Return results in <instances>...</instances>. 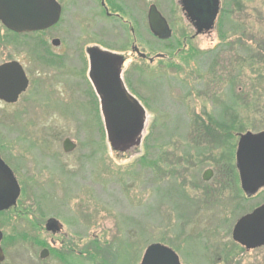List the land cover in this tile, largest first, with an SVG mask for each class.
I'll return each mask as SVG.
<instances>
[{"label": "rangeland", "instance_id": "rangeland-1", "mask_svg": "<svg viewBox=\"0 0 264 264\" xmlns=\"http://www.w3.org/2000/svg\"><path fill=\"white\" fill-rule=\"evenodd\" d=\"M115 3L109 11L124 24L107 19L98 0H86L66 8L61 32L41 41L96 43L125 59L122 83L145 113L140 140L112 148L98 98L55 85L53 71L26 56L32 85L17 104L0 105V151L21 190L4 233L28 237H9L6 264H139L151 244L171 248L180 264H264V246L245 251L231 238L236 221L264 204V187L247 198L235 166L240 135L264 131V58L256 52L264 44V0H219L214 28L201 35L180 0L108 2ZM151 5L167 21L170 40L150 33ZM132 46L164 59L141 60ZM231 118L240 132L214 149L208 132ZM65 139L75 145L69 153ZM207 170L212 175L204 181ZM47 220L62 226L56 240L63 254L40 262L41 247L31 237L49 244ZM85 228L88 239L80 242ZM69 239L70 247L60 245ZM86 243L90 252L82 257Z\"/></svg>", "mask_w": 264, "mask_h": 264}, {"label": "water", "instance_id": "water-1", "mask_svg": "<svg viewBox=\"0 0 264 264\" xmlns=\"http://www.w3.org/2000/svg\"><path fill=\"white\" fill-rule=\"evenodd\" d=\"M180 6L192 23L196 35L211 32L219 11V0H180ZM59 16L60 8L54 0H0V22L7 29L17 33L48 29L58 22ZM147 20L149 31L154 37L162 41L171 38L172 32L166 20L154 5L148 9ZM56 43V40L53 41L54 45ZM96 52L98 55L95 53L90 56V79L100 101V112L108 142L112 148L122 150L140 140L145 113L122 84L120 69L123 58ZM133 52L141 59L146 57L136 47ZM156 58L163 59L164 56L158 55ZM26 87L27 81L22 72L16 73L8 65L0 67V99L14 103ZM62 148L65 153H69L75 149V145L66 139ZM235 161L240 188L247 198H251L264 187V131L240 135ZM211 175V170H207L202 179L208 181ZM19 195L18 182L0 157V211L15 205ZM231 238L246 251L264 246V204L236 221ZM1 239L0 231V242ZM44 257L42 254L41 258ZM3 259L0 248V264ZM140 264H180V261L171 248L151 244L144 251Z\"/></svg>", "mask_w": 264, "mask_h": 264}, {"label": "flooded vegetation", "instance_id": "flooded-vegetation-1", "mask_svg": "<svg viewBox=\"0 0 264 264\" xmlns=\"http://www.w3.org/2000/svg\"><path fill=\"white\" fill-rule=\"evenodd\" d=\"M54 1L58 4L60 8V16H59L58 22L48 29H45L42 31L29 32V33H24V32L17 33V32L7 29L0 22V67L8 65V67L12 71L19 73V74L20 72H22L27 81V87L25 91L19 94L17 100L14 103H9L3 99H0V105H2V107L13 106L17 104L18 102H20L22 100L21 98H23V96L26 95L30 86L32 85V81H31L32 78L29 76L30 68H28L25 65L26 56L30 60H32L35 66L51 69L53 71L51 73L52 74L51 81L55 85L62 84L63 89H65V87L67 86L66 90L69 92H74V91L84 92L85 95L89 97H91L92 95L98 98L97 93L95 92L94 86L90 79V75H91V67H90L91 57L90 56L91 54H95V53H97L96 55H98V52L96 51L109 53V54L111 52H108L106 48H103L102 45L96 44V43L93 45H90L89 43L80 42L79 44L71 45V44H67L61 41L58 38H53L51 39L49 43L50 44V47H49L47 45L48 41H41V37L44 35H47V33L49 32L51 33L61 32L62 26H63L61 22L63 12L67 9H75V5H77V3L82 4L86 0H54ZM109 1L110 0H98V4H99L98 9L99 10L101 9V12L107 19L114 21V24L116 26L117 24L118 25L121 24V22L124 24L126 21H123L121 19L120 14L112 13L109 11L116 7L117 2L113 5V4H108ZM219 12H220V3H219ZM189 23L192 25L190 21ZM128 26L130 28V32H133V29L130 27V25ZM55 40L57 41V43L54 45L53 41ZM134 47L135 46L131 47L132 53H134L133 52ZM114 54L116 53L113 52L111 55H114ZM73 58H75V61L77 63L76 66H73L71 63ZM150 59L152 60L151 62L149 61ZM155 59H159V58L152 59V58L145 57V59H141V60H145V61H148L149 63H152ZM124 60L125 59H123L122 61ZM98 71H100V69H98ZM120 72H121V69H120ZM18 79H20V77H18ZM65 81L67 82V84H63L65 83ZM4 93H6V91ZM0 157L5 163V160L3 159L1 155V151H0ZM18 200L15 206L7 210L0 211V231L3 235L1 242H0V247H1V250L4 256L3 262L1 264H6V261H7L3 247H4V244L8 242L9 237L12 238L13 241H19V240L23 241V238H26V239L28 238L27 236H22V235L11 236V235H6L4 233L5 228L7 227L8 214L10 211H14V210L16 211ZM43 230L50 233V236L53 237L50 239L49 244L47 243L46 240L41 239V235H36V236L31 237L34 242L39 243L38 247H41V250L39 252L40 262L47 260L48 258L51 259L54 255L63 254L61 250H57L58 241L56 240V238L60 237L62 234V226L55 220L53 221L47 220L44 224ZM82 230L83 231H82L81 236H78V239H80L79 240L80 242H83L84 240L88 239V237H86V234H85L87 229L85 228ZM70 243L73 244V240L69 239L67 242L62 241L60 245L67 248L66 245L70 247L69 246ZM83 245L84 246L82 247L79 254H81L82 257H85L87 254H89L90 248L88 246V243L83 244ZM73 251H74L73 249H70L69 251L65 250V252H73ZM42 254L45 255L43 259L41 258ZM52 260L56 261L54 258H52Z\"/></svg>", "mask_w": 264, "mask_h": 264}, {"label": "trees", "instance_id": "trees-1", "mask_svg": "<svg viewBox=\"0 0 264 264\" xmlns=\"http://www.w3.org/2000/svg\"><path fill=\"white\" fill-rule=\"evenodd\" d=\"M256 52L258 53V56L259 57H262L264 58V44L261 43V44H258V46H256ZM215 124V127L213 128V132H208V135L211 137L209 139V143H210V140L212 139V145L214 147V149H218L219 146H221V140L226 138V140H230L232 139L233 137H235L234 135L237 134L238 132H240L239 130V123L237 125V122L234 118H231L230 122H226L224 119H218L217 121L214 122ZM204 130V128H202ZM202 129H196L195 132L198 133V134H201L203 132ZM207 133V132H206ZM200 140V139H198ZM197 140V141H198ZM144 161V160H143ZM230 158L227 159V167H229L230 169V175L231 177H236L235 176V173H234V170L232 169V165H231V162H230ZM156 163V162H155ZM154 162L152 163V168H157V164H155ZM225 168V169H226ZM224 169V171H225Z\"/></svg>", "mask_w": 264, "mask_h": 264}]
</instances>
